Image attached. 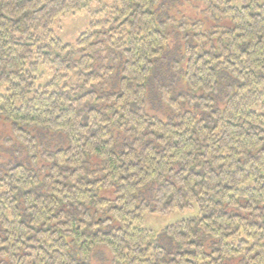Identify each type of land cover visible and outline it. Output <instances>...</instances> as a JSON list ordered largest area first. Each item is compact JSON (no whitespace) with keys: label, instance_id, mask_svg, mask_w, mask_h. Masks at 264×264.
Segmentation results:
<instances>
[{"label":"trees","instance_id":"1","mask_svg":"<svg viewBox=\"0 0 264 264\" xmlns=\"http://www.w3.org/2000/svg\"><path fill=\"white\" fill-rule=\"evenodd\" d=\"M90 1L0 0V126L24 157H0V264H103L100 247L114 264H264V3L201 0L191 22L168 14L179 0H112L63 43L54 20ZM159 68L188 103L157 83L163 117L147 112ZM193 205L167 246L140 225Z\"/></svg>","mask_w":264,"mask_h":264},{"label":"rangeland","instance_id":"2","mask_svg":"<svg viewBox=\"0 0 264 264\" xmlns=\"http://www.w3.org/2000/svg\"><path fill=\"white\" fill-rule=\"evenodd\" d=\"M261 3H264V0H260ZM112 3V0H91L87 6L82 8L81 10L74 12V13H65L63 15L58 16L53 24L51 25L52 30L54 31V34L60 38V40L63 43H70L73 44L75 40L78 38L80 33L85 31L87 27L89 26L92 19H99L103 16L104 12H106L110 5ZM179 3H181L179 5ZM179 3L177 4V9L172 8L173 12H169L174 19H178L179 16H176V11L181 8L182 11H184L185 14L190 15L191 17L188 18L189 21H195L200 20L203 18L204 14H202L201 10L205 7V4L202 3L201 0H179ZM230 3L235 6H240L241 1L240 0H230ZM181 11V12H182ZM179 13V12H178ZM228 19L217 21L212 18H210L208 21L205 20L204 27L210 28L214 24H228ZM187 30L189 31L190 28L187 27ZM183 43V42H182ZM170 53V52H169ZM172 53H170L168 56L170 57ZM167 56V57H168ZM40 71L42 73L41 78L38 80L36 84L43 85L46 82L49 81V79L52 76V72L47 66L41 65ZM166 71H163V68L157 71V76L154 78L153 82L148 83V103H147V112L150 114H155L163 117L165 115L163 111L159 108L161 105L165 106L166 102L164 98L158 102L156 95L157 90L156 84L160 83L161 90H168L169 93L165 95L166 97H170L174 100L176 104H178L182 108H187L188 103L181 104V98L180 95H184L185 87H184V79L180 78V74L175 72L172 73V78L166 80L165 82V74ZM151 87V88H150ZM171 91V92H170ZM5 86H0V95L5 94ZM187 105V106H186ZM8 124V122H7ZM1 125L0 126V157L13 160H21L23 157V154L18 150L17 147L20 149H23L22 144L18 142L15 139L14 134L10 130L9 125ZM60 139V136H58ZM51 143V138H49ZM62 141H64L62 137ZM11 142L14 143V145L11 144ZM11 144V145H10ZM45 144L44 142H40V150H42V145ZM52 146L55 147L56 143L53 141ZM22 147V148H21ZM44 147V146H43ZM46 147V144H45ZM5 148V150H4ZM7 149V150H6ZM44 149V148H43ZM8 151V152H7ZM19 151L20 153L17 152ZM24 151V150H23ZM6 152V153H5ZM13 154V155H11ZM20 156V157H18ZM1 163V161H0ZM36 166H39L36 165ZM35 165L32 167H36ZM103 195L106 197H110L109 192H104ZM198 214V209L196 205H193L188 208L184 209H173L166 213H151V212H144L140 221V225L143 228H146L148 230H151L153 233H155L154 237V243H157L161 245L162 247L167 246L169 242V238L162 233L163 229L166 228L169 225H172L176 223L177 221L186 219L188 217L196 216ZM100 254L97 252L94 254V256L91 258L92 263H103V264H114L110 254L107 252V250L104 247H100ZM101 256L104 260H100Z\"/></svg>","mask_w":264,"mask_h":264}]
</instances>
